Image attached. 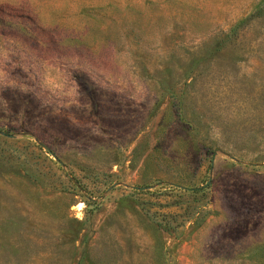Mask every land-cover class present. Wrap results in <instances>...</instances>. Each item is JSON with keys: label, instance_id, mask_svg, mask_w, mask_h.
Listing matches in <instances>:
<instances>
[{"label": "rangeland", "instance_id": "obj_1", "mask_svg": "<svg viewBox=\"0 0 264 264\" xmlns=\"http://www.w3.org/2000/svg\"><path fill=\"white\" fill-rule=\"evenodd\" d=\"M0 264H264V0H0Z\"/></svg>", "mask_w": 264, "mask_h": 264}, {"label": "trees", "instance_id": "obj_2", "mask_svg": "<svg viewBox=\"0 0 264 264\" xmlns=\"http://www.w3.org/2000/svg\"><path fill=\"white\" fill-rule=\"evenodd\" d=\"M228 37H229V35H226V38H228ZM224 43H225V40L222 39V40L219 42V45L222 46Z\"/></svg>", "mask_w": 264, "mask_h": 264}]
</instances>
